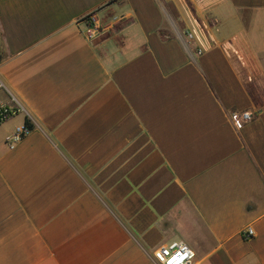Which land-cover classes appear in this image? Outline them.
<instances>
[{
    "label": "crops",
    "instance_id": "0c3cea01",
    "mask_svg": "<svg viewBox=\"0 0 264 264\" xmlns=\"http://www.w3.org/2000/svg\"><path fill=\"white\" fill-rule=\"evenodd\" d=\"M11 93L32 130L10 148L26 117L0 124V264H157L174 240L264 264V0H0Z\"/></svg>",
    "mask_w": 264,
    "mask_h": 264
},
{
    "label": "built area",
    "instance_id": "2783aa9c",
    "mask_svg": "<svg viewBox=\"0 0 264 264\" xmlns=\"http://www.w3.org/2000/svg\"><path fill=\"white\" fill-rule=\"evenodd\" d=\"M82 19L87 23L84 32L90 39L102 31L104 24L99 21L96 13L87 14ZM189 36L192 37V34L189 33ZM18 114H23L26 121L18 124L14 131L6 137L10 148H14L30 133L32 116L23 102L12 93L7 101H0V124ZM230 117L237 128H242L255 118V113L252 110L234 111ZM253 235L254 229L251 226L247 227L246 236ZM195 257V251L183 240L160 244L153 251V259L157 264H192Z\"/></svg>",
    "mask_w": 264,
    "mask_h": 264
}]
</instances>
